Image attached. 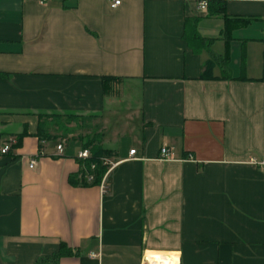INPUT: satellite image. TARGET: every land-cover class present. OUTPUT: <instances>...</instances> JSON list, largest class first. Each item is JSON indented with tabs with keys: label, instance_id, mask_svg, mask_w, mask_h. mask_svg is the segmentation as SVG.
I'll return each instance as SVG.
<instances>
[{
	"label": "crops",
	"instance_id": "0c3cea01",
	"mask_svg": "<svg viewBox=\"0 0 264 264\" xmlns=\"http://www.w3.org/2000/svg\"><path fill=\"white\" fill-rule=\"evenodd\" d=\"M200 1L0 0V264H264V0Z\"/></svg>",
	"mask_w": 264,
	"mask_h": 264
},
{
	"label": "trees",
	"instance_id": "16d2710c",
	"mask_svg": "<svg viewBox=\"0 0 264 264\" xmlns=\"http://www.w3.org/2000/svg\"><path fill=\"white\" fill-rule=\"evenodd\" d=\"M217 11L212 12L211 14H223L225 11V2L219 1L217 4ZM193 33L191 39H189V43H205V40L202 39L197 31L195 30V27L193 28ZM196 41V42H195ZM195 46V45H194ZM213 66V62H209L206 67V71L208 73H211V69ZM205 77V75H204ZM214 78V77H213ZM118 81L117 78L114 77H103L102 83L104 87V92L107 93L110 89V86L112 83ZM40 131L42 132V127L40 128ZM41 134H38L40 136ZM85 141V140H84ZM83 149L88 150L90 152V157L85 160H80L82 167L84 169L81 171V178L78 180V176H73L70 178V183L72 185H82V186H98L101 184L104 176L108 172L109 165L108 163H105V160L111 158L113 156V153L107 149H105L100 143L98 138H92L86 140L83 144ZM92 166L95 168L92 169ZM87 172V174H86ZM87 177V178H86ZM92 177V180H89V178ZM77 180V181H76ZM73 254L72 251L67 249L65 245H61L60 250V256H71Z\"/></svg>",
	"mask_w": 264,
	"mask_h": 264
},
{
	"label": "built area",
	"instance_id": "2783aa9c",
	"mask_svg": "<svg viewBox=\"0 0 264 264\" xmlns=\"http://www.w3.org/2000/svg\"><path fill=\"white\" fill-rule=\"evenodd\" d=\"M44 1V0H42ZM121 4V0H114V3L112 5V8H116L118 7L119 5ZM209 6V2L207 0H201L198 4V10L200 11H205L207 10ZM62 146H58V151L59 152H62ZM11 151V144H8V145H5L4 147L0 148V158L3 157V156H6L7 154H9V152ZM136 153V150H132L130 152V156H133L135 155ZM161 154H162V158L164 160H171L173 159L172 155L170 154V151L167 149V148H163L161 150ZM90 157V152L88 150H82L79 154H78V159L79 160H85L87 158ZM105 163H108L107 160H105ZM35 164V161H32L31 164H30V167H33ZM110 167L111 169L114 167V165L110 164ZM95 167L92 166V169H94ZM89 180H92V177L89 178ZM144 264H153L151 263L146 257H145V260H144Z\"/></svg>",
	"mask_w": 264,
	"mask_h": 264
},
{
	"label": "bare ground",
	"instance_id": "6f19581e",
	"mask_svg": "<svg viewBox=\"0 0 264 264\" xmlns=\"http://www.w3.org/2000/svg\"><path fill=\"white\" fill-rule=\"evenodd\" d=\"M151 263L153 264H180L179 260H178V263L177 262H172V261H168V260H159V259H154V260H149Z\"/></svg>",
	"mask_w": 264,
	"mask_h": 264
}]
</instances>
